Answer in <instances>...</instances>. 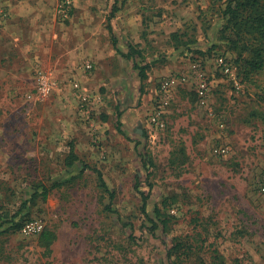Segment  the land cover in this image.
<instances>
[{
  "label": "rangeland",
  "instance_id": "obj_1",
  "mask_svg": "<svg viewBox=\"0 0 264 264\" xmlns=\"http://www.w3.org/2000/svg\"><path fill=\"white\" fill-rule=\"evenodd\" d=\"M30 1L40 11L0 32V264H264V65L252 69L259 40L236 34L226 0H74L65 22L60 0ZM80 46L116 56L72 59ZM130 47L150 65L143 85ZM221 55L240 89L217 69ZM196 63L212 85L209 105L190 81L171 92L165 128L150 124L161 82ZM40 68L58 88L29 99ZM72 145L80 161L69 167ZM217 145L230 153L216 156ZM33 219L55 233L50 248L21 232Z\"/></svg>",
  "mask_w": 264,
  "mask_h": 264
},
{
  "label": "built area",
  "instance_id": "obj_2",
  "mask_svg": "<svg viewBox=\"0 0 264 264\" xmlns=\"http://www.w3.org/2000/svg\"><path fill=\"white\" fill-rule=\"evenodd\" d=\"M74 11V0H60L57 8V18L63 22L72 18ZM10 17V11L5 5L3 0H0V26L5 20ZM216 67L219 71L227 76L235 85L237 89L241 88L239 79V73L234 63L226 56H219L216 59ZM93 64L88 62L84 65V70L91 71ZM190 81L193 82V87L198 98L199 105L206 107L209 105L212 96V85L209 81L208 73L201 64H194L191 71L170 76L165 78L160 85V91L164 95L158 96L153 113L150 116V124L156 126L158 129H164L166 120L163 115L166 107L171 100V92L180 85H186ZM58 80L53 74L47 70H39L35 77L34 93H30L29 99L41 100L50 96L58 88ZM79 82H74L76 88L80 87ZM87 100V96L84 97ZM213 114V112H212ZM219 125L221 128L225 127L223 120H220ZM230 153V147L228 145H217L214 147V154L216 156H226ZM258 188L260 192L264 194V178L259 181ZM45 230V224L42 220L33 219L23 223L21 232L25 236L40 235Z\"/></svg>",
  "mask_w": 264,
  "mask_h": 264
},
{
  "label": "trees",
  "instance_id": "obj_3",
  "mask_svg": "<svg viewBox=\"0 0 264 264\" xmlns=\"http://www.w3.org/2000/svg\"><path fill=\"white\" fill-rule=\"evenodd\" d=\"M116 11H118V8H114L111 16L109 17V20L115 16ZM225 15L228 18V22L233 26L235 29V32L238 36L246 35V34H252L256 37L255 40H259V44L256 45L259 46L256 48L257 50L252 51L255 53V57L257 58L256 61L250 62V65L252 69H260L264 65V0H226V9H225ZM110 33L112 34V39L114 43V47L117 50L118 41L115 37V34L113 32V28L111 26V22L108 26ZM137 51L134 47H130V51L125 54L126 57L129 59H132L134 61V68L139 71V77L141 80V83L143 85V82L146 81L149 77V64H139L137 62ZM138 57V56H137ZM118 129L121 133H124L122 130V124L121 121L118 123ZM80 161V157L75 152L74 146H71L70 153L68 157L66 158V163L69 167H73L76 162ZM88 166L86 168L84 167L81 171V173L85 172ZM94 171L98 175V180L100 182V186L107 192H109L108 184L105 180L104 174L99 169H94ZM60 184H54V186H58ZM46 194V192H44ZM47 195V194H46ZM150 194H144L142 193L143 197V206L142 210L145 213L146 216H148L147 213V203L149 199ZM110 196L113 197V194L110 193ZM151 222L153 223V227H157V223L154 222L153 219H151ZM56 239V235L51 230H44L40 234L39 242L42 246L46 248H50V246L54 243ZM179 251L182 249L183 244L182 242L178 244ZM172 256V253L170 254Z\"/></svg>",
  "mask_w": 264,
  "mask_h": 264
},
{
  "label": "crops",
  "instance_id": "obj_4",
  "mask_svg": "<svg viewBox=\"0 0 264 264\" xmlns=\"http://www.w3.org/2000/svg\"><path fill=\"white\" fill-rule=\"evenodd\" d=\"M4 3L10 11V17L7 20H5L3 22V24L0 26V32L4 31L6 29L8 30L10 25L13 24L15 21H18L21 15H23V14L30 15V14H33V11L37 12V10L40 11V9H41V5L37 4L36 1H30V0H26V1H24V0H6V1H4ZM29 10H31V11H29ZM30 23H31L30 26L34 27L35 31L38 32V34L42 32V28L44 27V24L41 22V18H39V16H38V18H37V16L34 17L32 22H30ZM82 33H83V30H82ZM88 33H89V31L87 29H85L84 30V36L87 35ZM1 36H3V35H0V37ZM15 39L17 41V40L22 39V38H20V37H18V35H16ZM84 40H85L84 42L87 45L88 44L87 39H84ZM35 41L32 42L31 45H34V43H36ZM16 44L19 45V42L17 41ZM87 51L88 50L83 51L82 47L80 46V47H76V48H71L69 51H67V53L70 54L72 59H81L83 56L90 55L96 60V63H102L103 61H107L108 57L109 58L110 57L115 58V56H116V54H115L116 51H113V50L110 54H109V52L107 54L105 52V50H102V49L97 50L95 53H89V52L87 53ZM76 65L77 64H75V66ZM57 68L58 67L56 66L55 70L60 71V69L57 70ZM77 69H79V68H77ZM39 70H43V69L42 68L37 69L36 70L37 74H38ZM21 83L22 82H20V85H21ZM18 85H19V83H18ZM18 87L19 86H13V87L6 88V89H8V91L10 89H16L15 94H13L12 91H9L8 93L7 92H4V93H7L8 95H11L12 97H14L15 95H17V92L19 91V90H17ZM0 90H3V88L2 89L0 88Z\"/></svg>",
  "mask_w": 264,
  "mask_h": 264
}]
</instances>
